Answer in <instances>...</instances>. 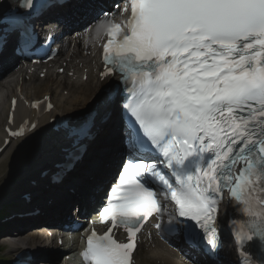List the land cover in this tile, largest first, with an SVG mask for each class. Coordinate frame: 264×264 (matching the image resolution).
Returning a JSON list of instances; mask_svg holds the SVG:
<instances>
[{
    "label": "snow or ice",
    "instance_id": "1",
    "mask_svg": "<svg viewBox=\"0 0 264 264\" xmlns=\"http://www.w3.org/2000/svg\"><path fill=\"white\" fill-rule=\"evenodd\" d=\"M34 2L23 0L24 13L0 9V25H8L0 28V52L9 33L14 51L27 55L36 46L34 26L22 19ZM115 7L100 11L109 24L128 15L121 41L104 46L109 67L101 78H118L121 110L138 128L125 131L126 159L98 212L111 227L89 238L84 259L130 264L138 233L150 219L161 229L168 203L175 213L164 230L210 261L223 249L215 224L227 192L247 218L233 232L241 264H264V0H123ZM119 32L115 23L109 35ZM120 227L126 243L109 235Z\"/></svg>",
    "mask_w": 264,
    "mask_h": 264
},
{
    "label": "bare ground",
    "instance_id": "2",
    "mask_svg": "<svg viewBox=\"0 0 264 264\" xmlns=\"http://www.w3.org/2000/svg\"><path fill=\"white\" fill-rule=\"evenodd\" d=\"M91 8H92L91 6H87V5L83 6V9L90 10ZM79 9H81V8L79 7ZM97 12H99V11H97ZM60 19H63L64 21H67V22L71 19V20H73V23H75V21H76L77 24H82L84 19H85V13H83L79 10L75 11L69 15H67L66 13H62ZM50 33L53 35V37H56V31H51ZM71 36H73V37L78 36L77 39H73L70 41V43H73L74 40L76 41L75 47L71 50V48L74 46L75 42L71 45L72 47H70V45L68 43L69 41L67 42L66 38L71 39L73 37H70L67 35L65 38L61 39L56 45L57 47H59L58 57L55 59V61L53 60L49 64L45 65L46 68L48 69V72L46 73V78H45V80H43V82L44 83L48 82L47 84H48V86L50 85L49 87L45 88L44 83H42L41 85L36 83L38 81L41 82V79L39 78L40 71L37 70V66H32L34 69H36V72L31 74V75L27 74V70H24V72L20 71L18 73L19 79H18L17 83L19 82V80L22 77L23 78L29 77L30 79L32 78V82L30 84V86L32 88L29 86V88H30L29 90H32L31 93H29L28 90L25 88L29 84H27L28 82L24 81V80L22 81L21 85L15 86V89H13V86L11 84H8L7 86L0 85V88H3L2 90H0V109H4L6 101L9 100L10 96L16 97V93L19 90L25 96V98L27 100H29L30 102H33V103L39 102L37 112L36 111L30 112L27 108H24L21 104L18 105V108L16 110V113L20 119L21 118L27 119L30 116L33 117V120H34V116H35V118L38 119L37 126L32 130L31 136L38 135L42 131L48 130L50 127L54 126L55 123L49 125L51 120H58L59 117L61 119L64 116L70 115L69 112H76V114L80 113V111L84 108V105L91 103L92 102L91 97L95 98L97 96V94L99 93V91L101 90L100 87L103 86V85H100L101 82L99 80H96V77H94L93 75L91 76L88 84H83L85 82L83 80L85 73H87L86 76H87V80H88L89 74L97 71L96 68L91 67L92 65H94L97 62V57L94 56V54L97 51V48L90 46V37H88L86 34H82L80 31H75V33L72 34ZM45 42L49 43V41H47V40H45ZM38 44H42V43H40L38 41ZM67 48H68V50H67ZM80 48L82 49V51H84L83 54H81ZM65 52L66 53L68 52V53L66 55H64ZM64 68H65V71H64L65 73L62 74L61 71ZM72 68H73L74 73H73L72 77H69V75H70L69 73L71 72L70 69H72ZM78 75H80L79 79H78ZM53 90L60 97L59 101H58V99L53 98V95H52ZM65 91L68 92V93H66V95H65ZM44 96H46L51 101V104L56 106L53 109V111H50V112L44 111L45 102H47L43 98ZM54 100H56V101H54ZM66 104H68L69 106H67ZM118 104L120 107L121 104L118 103V101H117L116 106H118ZM95 107H96V103L94 101L92 107L85 110L86 112H88V119L84 120L83 123H81L75 127H71V131L68 133L70 136H72V135L78 134L79 132L80 133L86 132L87 135H92V134H93L92 136L95 135V137H96L95 141H97L96 139H98V137H101L100 141L103 144L107 141L106 144L104 146H102L101 151L98 152L96 160L93 162L92 166L90 167L91 168L90 171L85 172L83 174L82 179H81L82 182L69 184L70 188L74 189V191L77 194H80L81 200L77 202L78 204L84 203L86 201V198L89 195V193L93 192V189L96 185L95 183L99 182V180L101 179V176H102V170L105 169V166H104L105 163L104 162L107 161V163H108V159L114 157L116 155V152H117V150H115V149L111 152L106 151L107 146H114L116 144L117 135L115 133L114 134L110 133L111 134L110 137L98 136L97 131H95L93 133V130H97L98 126H106L107 125V122H104L103 120H101L99 123L96 121H95L96 122L95 123L93 121L94 115H95ZM62 109H63V112L61 113ZM76 114L72 113L71 115H76ZM124 116H125V114H123V117ZM0 122L4 123L3 128L1 129V127H0V147H1L3 145V142L1 143V139L4 137L3 130H4V127L7 123V121L2 122L1 118H0ZM36 122H37V120H36ZM59 123H60L59 125H65L62 119L60 120ZM97 123H98L97 126L94 125ZM108 128L111 129L112 126L109 124ZM25 140H27V138ZM62 140H65L67 142V144L70 142L69 138H65V137L60 136L57 140H54V142H55L54 146L56 147V142H59L62 144ZM28 141L29 140H27L26 142H28ZM19 142L20 141L12 142L5 149V151L0 155V167L4 170V172H5V169H7V167H5V160L7 159V157L11 153L15 154V162H16V159L20 160L24 157L22 152H17L15 150L17 148ZM26 142H25V144H26ZM89 144L92 145V144H94V142L93 141L89 142ZM55 147H53L50 151H45L43 154H37L36 156L32 155L31 161L29 163H27L25 166H23V168L24 167L36 168L34 171L26 172V174H24L23 177H21L18 180V182L21 185L24 184L26 186V189L24 190L22 197L27 195V193L34 194V197L28 195L29 198H31L32 203L43 202L42 197L44 195V192L47 190V188L52 190V187H50L52 185H47L44 183L46 181V179L51 175V173L48 174L44 178L40 177L39 180H37V181L35 180V178H36L35 176L37 174H38V176H41V174L44 170H46L49 166L55 164L53 158H50L51 153H53L51 151L55 150ZM48 154H49V156H48ZM66 155L67 154H64L63 157L61 158V160L65 159ZM15 162L11 165L12 167H15ZM7 171H9V168L7 169ZM12 172H13V170H12ZM59 186H60L59 191H53L52 193H49V194L44 196V202H47V203L50 202V204H49L50 206H54L57 208H71V207H73L76 204V200H75L74 195L69 191L68 186L67 185H59ZM92 198H94V199L96 198L95 192H93L90 195V199H92ZM23 201H25V200H23ZM58 201L60 203L57 204ZM24 206H26V204ZM40 224H42V223H40ZM48 224L53 225L55 223H48ZM37 226H35V228ZM37 233L38 232L32 233L33 235L30 234L27 239H33V238L37 237ZM19 248H20V245L18 243H14L12 248H11L12 254L14 255V254L18 253ZM157 249H159L158 246L142 245L138 249V251L136 252V254H137L136 258H137L138 262L141 263L142 258H141L140 254L142 252L148 254V255H146V257H150L149 256L150 251L155 252ZM160 249L165 252L166 256L163 255V257L160 258L157 254H154L155 259L160 260L162 262V264H173V262L171 261L172 260L171 256H169L166 253L167 249L166 248H160ZM40 255L41 254H39V256ZM67 255H70V254H67ZM58 257H59V260L61 261V264H77V259L76 258L74 259V257H72V260L70 263L63 262V256H62L61 252H58V254L55 255V257L53 258V260H57ZM230 257L232 258V256H230ZM39 259H42V258L40 257Z\"/></svg>",
    "mask_w": 264,
    "mask_h": 264
},
{
    "label": "rangeland",
    "instance_id": "3",
    "mask_svg": "<svg viewBox=\"0 0 264 264\" xmlns=\"http://www.w3.org/2000/svg\"><path fill=\"white\" fill-rule=\"evenodd\" d=\"M78 36H76V37L70 36V37H73L71 39L66 38L67 42L69 41L68 43H69L70 47H72L71 45L75 42V44L71 48V50L75 47L76 41L74 40L73 43H70V41L73 39H77ZM68 48H67V50H68ZM80 52H81V54L84 53V51H82L81 48H80ZM67 53L65 52L64 55H66ZM79 78H80V75H78V79ZM31 82H32V78L27 83L29 85L27 87H25L29 93L32 92V90H29L30 89L29 86H30ZM36 83L41 85L44 82L41 79V82L38 81ZM45 83H46L45 88L50 86V85L48 86V84H47L48 82H45ZM66 93H68V92L65 91V95H66ZM52 95H53L54 99H58V101H59L60 97L55 93L54 90L52 91ZM94 99L95 98L91 97L92 102L84 105V108L80 111V113L77 112L78 114H76V112H69L70 115L63 117L65 120L63 118H61L63 120L65 126H67V128H68L67 133H64L63 130L57 131V130L53 129V126H52L48 130L42 131L40 134L34 136V137H37V136L39 137L38 142L36 144L33 145V141L29 140L25 144L27 147H24V148L20 149V151H17V152H22V154L24 155V157L22 159H20V160L16 159V162H15V154H13V153H11L12 155L10 154L7 157V159L5 160V167H7V169L9 168V171H7V169H5V172H4V170L0 167V211L3 209H6V208L10 209L12 205L13 206H19V207L22 205L23 201H22L21 197L23 195L24 190L26 189V186L24 184L21 185L18 182V180L21 177H23V175L26 174V172L34 171L36 169V168H27V167L23 168V166H25L27 163H29L31 161L32 155L36 156L37 154H43L45 151H50L53 147H55L54 146V144H55L54 140H57L60 136L65 137V138H69L70 135L68 133L71 131V127H75V126L83 123L84 120L88 119V112H86L85 110L92 107L93 102L95 101ZM54 101H56V100H54ZM66 105L69 106L68 104H66ZM3 111H4V109H0V113H2ZM62 112H63V109H62L61 113ZM72 113L76 114V115H71ZM0 118H1V115H0ZM61 119H58L55 124L59 125L60 124L59 122ZM112 122H114V121H112ZM2 124L3 123L0 122V127ZM66 144H67V142L65 140H62V144L59 142H56L55 150L51 151L53 153H51V157H50V158H53L55 163H56V161L61 160V158L63 157L64 154L62 153L61 150L66 147ZM97 149H98V147H95V149L91 153L92 154V157H91L92 160H93V158L97 152ZM48 156H49V154H48ZM91 159H90V161L86 162L85 166H87V164H89L92 161ZM14 162H15V167H12L11 165ZM104 163L106 164L107 161H105ZM12 170H13V172H12ZM104 170L105 169L102 170V175L104 173ZM100 181H101V179L99 180V182ZM49 193H52V192L50 191L49 188H47V190L44 192V195L42 197L43 202H44V196L49 194ZM59 201L57 202V204L60 203ZM35 226H37V225H34V227ZM11 248H12L11 244L5 245V244L1 243V241H0V264H8V262L11 260V256H12ZM158 248H159V246H158ZM154 254H157L160 258H162L163 255L166 256L165 252L162 251L160 248L157 249L155 252L150 251V254H149L150 257H146V255H148V254L142 252L140 254L141 258H142L141 263L142 264H162V262L160 260L155 259ZM171 259H172V257H171ZM171 261L173 262V259ZM40 263L41 262H38L37 264H40ZM42 264H48V263H42ZM49 264H61V261L59 260V257H58L57 260L51 261V263H49Z\"/></svg>",
    "mask_w": 264,
    "mask_h": 264
}]
</instances>
